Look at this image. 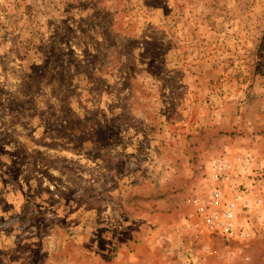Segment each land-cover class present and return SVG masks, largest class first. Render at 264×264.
<instances>
[{
	"label": "rangeland",
	"instance_id": "374dc122",
	"mask_svg": "<svg viewBox=\"0 0 264 264\" xmlns=\"http://www.w3.org/2000/svg\"><path fill=\"white\" fill-rule=\"evenodd\" d=\"M246 160L264 0H0V264H264V178L246 239L195 214Z\"/></svg>",
	"mask_w": 264,
	"mask_h": 264
},
{
	"label": "built area",
	"instance_id": "2783aa9c",
	"mask_svg": "<svg viewBox=\"0 0 264 264\" xmlns=\"http://www.w3.org/2000/svg\"><path fill=\"white\" fill-rule=\"evenodd\" d=\"M242 168V172L233 175L231 171H225L223 166L219 165L213 175L214 180L226 184L218 185L208 200L194 201L195 214L210 235L244 240L250 233L248 227H243L239 223V211L245 209L248 199L244 190L245 184L237 180V177L248 173L249 176L262 179L264 173L259 169H253L248 160L243 162Z\"/></svg>",
	"mask_w": 264,
	"mask_h": 264
}]
</instances>
